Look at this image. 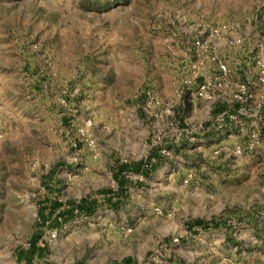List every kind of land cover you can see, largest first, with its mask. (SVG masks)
I'll return each mask as SVG.
<instances>
[{
    "label": "rangeland",
    "instance_id": "1",
    "mask_svg": "<svg viewBox=\"0 0 264 264\" xmlns=\"http://www.w3.org/2000/svg\"><path fill=\"white\" fill-rule=\"evenodd\" d=\"M115 1L148 20V42L138 37L122 44L138 51L140 67L129 78L108 67L116 57L92 39L91 12L101 10L96 0H0V264H24L17 254L39 228L43 205L59 202L57 213L81 200L95 201L94 211L58 225L49 219L38 242L44 254L32 264H262L264 94L253 92L248 106L255 110L260 103L262 111L250 118L249 134L259 133L254 150L232 154L247 135L228 147L229 155L207 145L202 152L195 133L209 122L210 105L190 101L179 69L195 19L233 24L237 35L253 33L264 0H216L198 10L196 0ZM78 30L88 51L60 65L56 56ZM146 88L172 106L171 116L136 99ZM63 98L70 111L60 106ZM88 118L95 152L78 141ZM152 149L160 161L150 176L126 174L127 194L119 204L104 199L102 191L117 190V166L145 160ZM208 240L217 243L213 259Z\"/></svg>",
    "mask_w": 264,
    "mask_h": 264
},
{
    "label": "crops",
    "instance_id": "2",
    "mask_svg": "<svg viewBox=\"0 0 264 264\" xmlns=\"http://www.w3.org/2000/svg\"><path fill=\"white\" fill-rule=\"evenodd\" d=\"M92 1L94 3V0ZM211 1L214 2L216 0H196V9L198 10V8H201V6L205 2L209 3ZM234 1L240 4H245L254 1L259 2V0H234ZM96 2L101 7L100 8L101 10L99 14L91 12L93 14L92 19L96 21V26H97L92 31L93 34L92 39L99 40L100 44L105 43L108 49V54L110 56L116 57V60H113L111 63H109L108 67L115 68L114 71H120L122 74H124V76H126V78H129L140 67V62L138 60L139 56H137L136 54L138 53V51H132L133 49H131V47L126 48L122 44L125 43L126 46H131L132 40L138 37H143L144 43L148 42V20L132 16L130 11L134 7L129 4L125 5L124 3L115 0H98V1L96 0ZM57 20H58V26H62V27L65 26L62 25V21L60 20V18H58ZM205 24L206 22L199 19H195L194 25L197 26V25H205ZM253 28H254L253 33H250L248 30H246V32L244 33H240L239 35H236L235 33H230L229 35H225L223 38H221L217 43L219 45V54L221 58L230 68V73L228 76V84H230L231 86V83L233 84L235 81L241 80L244 77H248L252 81V87H251L252 91L254 92L256 97H259L262 94H264V85H259L257 82H255L253 78L254 76L253 60L255 56L264 59V53H263L264 51L261 49L259 52L260 54L258 52H254V53L251 52V49L254 48V46L258 42V34H257L258 28L256 27V25H254ZM86 29L87 28L83 29V31L85 32L84 35H87L90 32L89 30ZM78 32L77 35L80 36H76L75 39L69 41V44L66 47H64L63 51L56 56V59L57 60L59 59L58 63L60 65L67 66L69 64H72L75 52H77L80 55L82 51L84 52L88 51L89 46L87 42L82 39L83 37L81 34L82 31L78 30ZM231 37L233 38L235 37L236 39L237 38L241 39V42L239 43L238 46L232 47L227 45V40L228 38ZM60 41L64 42L63 39H61ZM180 54L182 55V52H180ZM183 56H185V54H183ZM100 64L102 63L100 62ZM213 67L214 66L209 62H205L204 65L201 67V69L198 71L200 78H204V77L206 78L210 74V70ZM183 68L184 67L182 66L181 69H179L180 75H182ZM191 93L192 91H190V97H191L190 101L193 104L196 105L199 104L201 106L206 105L203 102L195 100V98L193 97V95H191ZM230 93H231V89L228 87L225 88L224 90H221L217 100L212 104H210L209 107L211 113H208L209 121H211V118L214 116V111L217 110L234 111L233 108L234 106L230 99ZM99 99L101 102H104V104H106L107 101L105 95H103ZM259 107H260V103H258L255 106L256 108L255 110H252L250 107H247L245 109V112L241 116L242 119L239 120V124H240L239 127L237 126L236 123H231L228 120H226V123L222 125H219L218 123L212 124V128L208 131L202 132L201 130H198L199 132L195 133L197 137H200V139L198 140L200 144L197 149L204 152L205 151L204 148H206L207 145L209 149H218L217 152L224 150L225 152L224 156H226V154L229 155L232 151V154L234 156L233 153L234 147L232 148L231 151L229 150L228 147L234 144L235 141L239 140L241 142L243 138L249 134V130L251 129V127H253L252 126L253 123H251L250 118L254 117L253 120H255V118L257 119L262 116V111L258 109ZM250 111H253V113L251 114ZM202 137L204 139H202ZM217 158L218 157H214L215 163L218 162ZM207 245H208V249L213 250L212 253L209 252V258L213 259L216 255L215 250L217 247V243L215 240L214 241L208 240L205 246ZM258 248L264 251V246L263 247L258 246ZM35 258L33 260H35ZM262 264H264V261H262Z\"/></svg>",
    "mask_w": 264,
    "mask_h": 264
},
{
    "label": "built area",
    "instance_id": "3",
    "mask_svg": "<svg viewBox=\"0 0 264 264\" xmlns=\"http://www.w3.org/2000/svg\"><path fill=\"white\" fill-rule=\"evenodd\" d=\"M254 22L258 28V42L257 47L264 49V12L258 11L254 16ZM236 26L233 24L216 26V25H197V30L194 37L187 41V49L184 56V64L182 69V91H192L191 95L204 104H212L219 96L221 90L230 88V99L233 105H237V108L233 110H224L219 114L211 118L210 125L207 128L200 126L198 130L202 132L208 131L212 128V124L218 123L222 125L228 120L231 123H237L241 118L245 109L250 105V102L254 99V94L251 89L252 81L248 77H244L241 80L235 81L233 84H228V76L230 68L223 61L219 54L218 41L225 35L230 33H236ZM237 35V34H236ZM239 35V34H238ZM241 42L239 38H228L227 45L238 46ZM254 53V48L251 49ZM205 62H209L214 67L210 70V74L205 78H200L198 71L204 65ZM254 80L259 85H264V59L256 57L253 60ZM192 79H188L187 77ZM185 93V92H183ZM190 94V93H189ZM193 98V99H194ZM136 99L139 100L146 108L156 110L161 117H169L172 114V106L158 98L150 89L146 88L141 90ZM262 99V98H261ZM60 106L64 109H69V101L65 98L60 100ZM70 111V109H69ZM92 126L90 118L86 119L83 123V128L78 129L77 134L79 136L78 141L84 142V144L92 151L95 152L96 144L92 139H89L87 133ZM193 139V138H192ZM259 143V133L256 131L248 134L247 140L244 145H237L234 147L233 153L235 156H241L245 151H252ZM72 146L76 147V140H72ZM141 180L142 177L138 176ZM187 182V180H185ZM231 223V230L236 233L237 225L235 222ZM258 244L264 246V217L261 222V234L258 240Z\"/></svg>",
    "mask_w": 264,
    "mask_h": 264
},
{
    "label": "trees",
    "instance_id": "4",
    "mask_svg": "<svg viewBox=\"0 0 264 264\" xmlns=\"http://www.w3.org/2000/svg\"><path fill=\"white\" fill-rule=\"evenodd\" d=\"M233 106V108H237V105ZM222 111L224 110L214 111V116ZM209 125L210 123H207L206 128ZM159 157L158 150L152 149L145 160L138 161L133 165L120 164L117 166L113 174V179L116 181L117 190L115 192L112 190L102 191L104 199L111 203L113 201V203H115L117 206L119 201L127 194L125 175L130 173L147 179L157 167L160 161ZM45 205L47 206L43 205L44 208L38 213L39 228L30 237L27 250L19 251L17 254V259L19 261H24V264H32L35 257L39 258L44 254V248L39 247L38 242L42 238L41 229L49 219H52L54 225H58L60 222L65 223L69 221L75 216V214H83L84 216H88L94 211V208L96 207L95 201L86 202V200H81L78 204H69V206H67L68 208L56 213V211L62 207L59 202H49V204ZM196 225L200 226L201 223L197 222Z\"/></svg>",
    "mask_w": 264,
    "mask_h": 264
}]
</instances>
